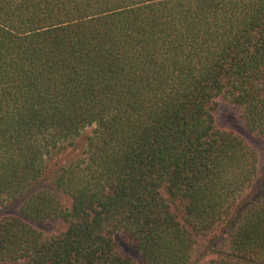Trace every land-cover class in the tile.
<instances>
[{
    "label": "trees",
    "instance_id": "16d2710c",
    "mask_svg": "<svg viewBox=\"0 0 264 264\" xmlns=\"http://www.w3.org/2000/svg\"><path fill=\"white\" fill-rule=\"evenodd\" d=\"M0 264H264V0H0Z\"/></svg>",
    "mask_w": 264,
    "mask_h": 264
},
{
    "label": "rangeland",
    "instance_id": "374dc122",
    "mask_svg": "<svg viewBox=\"0 0 264 264\" xmlns=\"http://www.w3.org/2000/svg\"><path fill=\"white\" fill-rule=\"evenodd\" d=\"M215 118L219 126L225 129H228V130L236 131L237 133H240L242 135H246L243 124H242L243 122L240 120V117H239V110L236 107L226 105L221 100H219V108L215 113ZM90 133H91V129L86 131L84 135L78 140L76 144V153L75 151H72V152L68 151L66 153H63L55 160V163L63 164L66 161V159L71 158V156H75V154L77 155L78 151L80 152V150L83 149V147L85 146L87 137L90 135ZM249 140L259 150H262L263 143H260V141H255L253 138H249ZM44 229L47 232H60L64 229V225L61 222H56V223L46 225ZM120 240H121L120 244H121L123 253L130 254L131 251H130L129 245L125 243L123 239H120Z\"/></svg>",
    "mask_w": 264,
    "mask_h": 264
}]
</instances>
